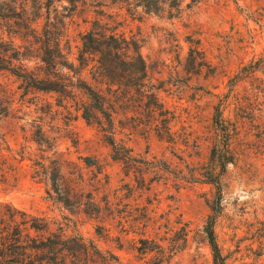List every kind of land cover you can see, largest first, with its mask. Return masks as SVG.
Masks as SVG:
<instances>
[{
	"label": "rangeland",
	"instance_id": "1",
	"mask_svg": "<svg viewBox=\"0 0 264 264\" xmlns=\"http://www.w3.org/2000/svg\"><path fill=\"white\" fill-rule=\"evenodd\" d=\"M93 2L106 14L77 9L65 18L69 59L89 20L118 22L117 30L139 44L147 85L169 113L170 137L156 134L144 102L129 100L126 113L114 115L120 159L104 118L88 123L77 111L81 93L73 99L26 89L0 71L11 109L0 117V205L70 218L102 254L118 258L111 264H213L204 228L215 208L224 264H264V0ZM83 77L89 80L87 71ZM218 115L231 132L232 162L215 206L216 188L193 182L192 174L209 166ZM34 159L58 167L63 183L100 212L47 200L45 183L32 177Z\"/></svg>",
	"mask_w": 264,
	"mask_h": 264
},
{
	"label": "trees",
	"instance_id": "2",
	"mask_svg": "<svg viewBox=\"0 0 264 264\" xmlns=\"http://www.w3.org/2000/svg\"><path fill=\"white\" fill-rule=\"evenodd\" d=\"M102 7L93 0H0V71L15 76L26 89L53 91L73 99L81 93L84 99L76 100L77 111H81V117L88 123L93 119L99 122V115L104 118L107 142L118 156L122 155L119 153L123 147L115 144L114 115L118 111L126 113L125 102H144L146 111L155 120L156 134L167 139L170 117L158 102L154 89L147 85L148 75L139 44L118 31L119 23L115 20L112 24L96 17L89 20L90 26L80 33L76 56L69 59L71 46L65 18L77 9L104 15ZM107 17L111 19L112 15ZM83 71L88 72L89 80L83 77ZM10 113L9 99L1 90L0 117L6 118ZM215 125L218 132L210 149L209 166L200 177L192 175L193 182L202 181L216 188L215 206H218L221 177L232 156L231 132L219 115ZM38 139V144L42 143L41 136ZM30 168L32 177L45 183L47 200L53 204L85 213L92 207L100 212L92 198L83 201L63 183L58 167L49 170L38 166L34 159ZM105 203L108 206L109 202ZM213 210L204 232L213 253V264H224L213 230L216 213ZM63 220L67 222L36 216L10 204L0 205V264L118 262L115 255L102 254L91 240L80 235L71 226L70 218L64 216Z\"/></svg>",
	"mask_w": 264,
	"mask_h": 264
}]
</instances>
